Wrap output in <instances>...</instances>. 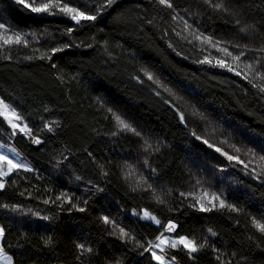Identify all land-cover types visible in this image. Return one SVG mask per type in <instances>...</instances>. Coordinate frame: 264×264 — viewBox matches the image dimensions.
I'll list each match as a JSON object with an SVG mask.
<instances>
[{"label":"trees","instance_id":"trees-1","mask_svg":"<svg viewBox=\"0 0 264 264\" xmlns=\"http://www.w3.org/2000/svg\"><path fill=\"white\" fill-rule=\"evenodd\" d=\"M62 2L96 19L0 0L5 35L31 33L0 47V96L30 130L11 140L31 166L0 177L12 264H159L169 222L204 245H167L180 264H264V0Z\"/></svg>","mask_w":264,"mask_h":264},{"label":"snow or ice","instance_id":"snow-or-ice-1","mask_svg":"<svg viewBox=\"0 0 264 264\" xmlns=\"http://www.w3.org/2000/svg\"><path fill=\"white\" fill-rule=\"evenodd\" d=\"M15 2L19 5H23L24 8L30 9L31 13H37V14H43V13H47L49 15H57L60 13H63L64 15H68L70 16V18L74 21H76V23H80L82 20H95L96 17L95 16H90L87 15L84 11H80L78 8H74V7H70L67 3H63L62 0H46V2L44 3H40L37 4L36 0H31V2H29V0H15ZM206 2L211 3L212 0H206ZM113 3V0H108V4L111 5ZM159 3L162 5H165L168 8H173V4L171 3V0H159ZM222 5L220 4H216L215 7L220 8ZM53 9H56L57 11H53ZM174 19H176V17H174ZM186 24V22H185ZM0 30H2V32H0V41H2V43H0V47H3L5 45H11V44H21L24 43L25 46H27V40L25 39V36L31 35V33H21V32H15L12 36H7L5 35L8 31L7 28H5V25L3 23H0ZM196 39H200L201 37L197 36L195 37ZM206 42H211V38L210 37H204L203 38ZM222 51L225 52L226 55L231 56L233 60L235 61H240L241 60V56L244 55V52L241 51L240 55H235L233 56L231 52H228L227 49H221ZM54 51H58V49H54ZM260 51L264 52V48H262ZM203 62V61H202ZM259 63V62H257ZM220 67H227L229 71H233L232 67L230 65H226L224 63L223 60L218 62ZM246 67L250 70H254L253 69V65L252 64H248L246 65ZM236 75H241L240 72H236ZM259 75V74H258ZM245 79H247V75H245L244 77ZM261 79H264V76L260 77ZM149 79H152L151 75H149ZM249 83H251V81H249ZM255 86V85H254ZM260 91L264 92V87L260 88ZM109 111H112L111 109H109ZM114 118L117 122V124L121 127V130H130L135 132V129L130 128V125L127 124L119 115L113 113ZM181 120L184 119L183 114H181ZM13 119L15 120H20L22 119V117L15 111V109H11L9 105L5 104L3 100H0V123H3L4 121H7L8 124L11 125L12 128H16L17 124H15L13 122ZM22 132L27 129V125H25L23 128L20 129ZM30 131V130H28ZM15 133H12V135H14ZM137 135H139V133H136ZM36 143H39V141L37 140ZM204 143H208L207 140L204 141ZM209 147H212V145H209ZM14 152V149L12 150ZM216 151H221L219 148L216 149ZM236 151H239V149H236ZM225 156H227V158L231 161L233 159H238L237 157H233V156H228L227 153H223ZM261 160H264V157L260 158ZM6 161L8 166H9V171H12V169L14 168H19L22 167V165L20 164H14L12 159H9L7 156L0 154V162ZM0 174L3 175H7L8 173L6 172H2V170H0ZM4 185L2 183H0V188H3ZM221 206H223V202H221ZM210 209H206L201 207V211H208ZM235 210V209H233ZM81 211H83V209H81ZM145 218L153 220L157 225H161V221L156 219L155 216H151L149 213L145 212ZM105 223H108V218L104 217L103 218ZM255 227L261 231L262 233H264V224H260V223H256L254 222ZM165 227L166 231H174L176 229V225L174 223L169 222ZM121 233L124 235H127V233H124L123 229H120ZM211 231V230H209ZM4 235V230L3 228H0V237H3ZM213 235H215V233H213ZM159 240L158 244L152 245L150 244L149 247H156V248H160L161 252H164V248L161 247V245H165L168 244L170 245L171 248L176 249L178 248L180 245H183V248L180 250H184L187 249L189 254L191 253H195L197 252L199 249L203 248L204 245L201 244L199 246H197L195 244L194 241L189 240L187 237L185 236H180L178 239H170L168 237H166L164 235V233H161V236L157 238ZM79 247L83 248V245H80ZM90 251V249H89ZM153 258L155 260H157L159 262V264H172V261L175 260V257H172L171 260H166L164 256L162 255H157L155 252L152 253Z\"/></svg>","mask_w":264,"mask_h":264},{"label":"rangeland","instance_id":"rangeland-1","mask_svg":"<svg viewBox=\"0 0 264 264\" xmlns=\"http://www.w3.org/2000/svg\"><path fill=\"white\" fill-rule=\"evenodd\" d=\"M0 100H3L5 104L9 105L11 109H15V111L20 115L19 111L17 108H15L12 104H10L8 101H6L5 99H3L1 96H0ZM21 116V115H20ZM13 122L15 124H17V127L14 129L11 127L10 124L9 125V128L11 129V131L7 130L5 131V134L7 136V140H4V139H1L0 138V154H3L5 156H7L9 159H12L13 163L14 164H20L22 165V167H30L31 164L28 160V158L23 154V152L13 143V141L11 140V137H12V133L13 131H17L18 129L20 130L21 128H23L26 124L20 119V120H15L13 119ZM27 131V130H25ZM24 132V131H23ZM34 141H37V138H34ZM14 149V152L12 151ZM15 169V168H14ZM0 170H2V172H6L8 173L7 175H9V173L11 171H9V166L7 164L6 161H3V162H0ZM13 170V169H12ZM7 175H3V174H0V177L1 178H4L6 177ZM0 183H3V180L0 181ZM145 212L149 213L151 216H155L154 214H152L151 212L147 211L146 209H143L140 213H136L134 212V214H139V216L145 218ZM156 217V216H155ZM147 219V218H146ZM156 219H158L156 217ZM159 220V219H158ZM0 228H2V226L0 225ZM172 231H167V232H163L164 235L170 239H178L179 237L177 236H174L171 234ZM161 236V234L159 235V237ZM182 236H185V235H182ZM187 237V236H185ZM188 238V237H187ZM1 239V237H0ZM189 240H192L190 238H188ZM193 241V240H192ZM159 243V240L158 239H155L153 241H151L150 244L152 245H155V244H158ZM168 244H165V245H161L162 248H164V252H161L160 248H156V247H152V251L155 252L157 255H162L165 257L166 260H171L172 257H174L173 255H171L167 249H166V246ZM0 264H12V256L11 254L5 252L2 250L1 248V242H0ZM29 264H39V263H36V262H32V263H29ZM55 264H68V263H65V262H59V263H55ZM172 264H180L178 262V260L175 258L174 261H172Z\"/></svg>","mask_w":264,"mask_h":264}]
</instances>
